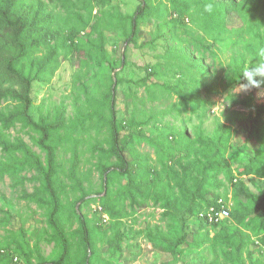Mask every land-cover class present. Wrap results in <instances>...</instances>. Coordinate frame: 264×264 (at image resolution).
<instances>
[{
    "label": "rangeland",
    "instance_id": "374dc122",
    "mask_svg": "<svg viewBox=\"0 0 264 264\" xmlns=\"http://www.w3.org/2000/svg\"><path fill=\"white\" fill-rule=\"evenodd\" d=\"M45 1L49 3L50 9L63 16L80 10L85 17L75 23L78 27L87 23L79 39L60 58L55 73L44 81H34L31 93V114L36 121L43 114H53L55 108L62 105L66 106L68 123L75 118L78 108L85 113L84 127H79L72 135L80 140L79 170L83 177L85 199L73 208L72 202L81 196L82 191L71 190L68 198L62 195L65 205L62 218L74 250L79 252L82 246L78 216L85 215L92 231L95 253L110 259L112 264H224L228 260L226 255L237 257L242 239H245L243 259L246 264L250 262V254L253 259L264 260V249L258 246L255 237L248 241L249 230L230 221L213 229L198 216L188 219V241L176 251L156 248L147 238V228L161 226L168 230L170 220L163 215V208L152 201L144 205L142 196H138L134 202L123 200L126 216L111 221L101 211L104 192L100 193V190L104 174L96 165L99 151H94L97 143L109 147L106 141L109 131L98 114L88 117L90 111L101 110L113 76L117 91L114 100L116 118L129 171L118 175L111 186L117 188L136 180H166L168 174L180 169L179 162L185 158V139L181 136L185 131L192 139L197 135L212 136L221 123H227L226 115L230 112L240 111L246 117L251 113L256 114V109L234 102V98L249 96V90H241L231 82L234 75L230 65L232 56L245 52L243 46L248 37L237 40L233 36L223 46L215 44V51L212 52L206 48L209 41L203 37L204 34L187 18L184 22H172V18L178 17L166 1L168 16L152 17L141 22L136 42L129 43L126 39L131 28L130 22L122 20L120 14H133L140 0H81L78 6L74 5L77 0ZM65 2L66 6L63 5ZM154 3L158 4V1ZM160 8L163 9V6ZM227 22L230 27L243 24L242 19L233 13L227 15ZM101 33L105 35V48L109 55L120 61L114 70L107 68L98 72L94 44ZM68 44L71 42L68 41ZM247 60L248 65L250 55ZM181 84L188 91H199V97L195 101L183 103L176 93L164 87L170 85L177 88ZM210 84L213 85L211 88ZM6 104L1 103L2 106ZM254 104L264 106V91L257 95ZM134 118L141 123L134 124ZM249 130V122L243 126H233L231 143L225 153L227 172L231 170L237 175L254 156L256 144L249 141ZM11 134L22 137L45 159V152L34 138L38 137L36 132L18 125L11 130ZM137 134L153 138L158 144L152 145L147 140L139 142L136 140ZM72 154L70 139L59 148V158L66 168L70 166ZM226 175L223 172L219 176L224 183L219 189L220 195L209 194L207 198L215 200L222 196L232 207L231 182ZM241 178L252 191L259 194L264 190L263 178L255 175ZM64 179L70 182L67 177ZM42 182L43 176L35 170L0 177V242L13 248L5 264H26V256L38 263L40 257L34 250L36 245L48 263L62 253L60 244L48 241L52 230L46 208L24 198L25 193H33ZM8 215L10 217L6 220ZM224 225L230 229L227 231ZM208 230L209 242L201 247L190 244L193 234L202 236ZM114 232L121 236L120 250L115 254L110 253L108 248V239ZM217 233L222 234L221 239L215 238ZM226 235H232L233 245L224 243L223 236ZM18 242L23 244L24 253L17 249Z\"/></svg>",
    "mask_w": 264,
    "mask_h": 264
},
{
    "label": "trees",
    "instance_id": "16d2710c",
    "mask_svg": "<svg viewBox=\"0 0 264 264\" xmlns=\"http://www.w3.org/2000/svg\"><path fill=\"white\" fill-rule=\"evenodd\" d=\"M140 1L133 14H120L122 20L130 22L131 28L127 42H136L141 22L148 21L152 17L168 16L167 1L178 17L172 18V22H184L187 18L190 24L204 34L203 37L209 41L206 48L212 52L215 51V44L223 46L227 39L233 36L237 40L248 37V41L243 46L245 52L238 56L233 54L230 64L234 72L231 82L239 88L246 83L243 70L258 60L256 56L259 50L264 49V0H231L229 2L156 0L158 4L154 3L155 0ZM80 2L81 0H77L74 5L78 6ZM66 4L67 2L63 3L64 6ZM209 5L212 8L211 12L206 10ZM161 6L163 9L160 8ZM229 13L239 16L243 24L240 27H230L227 22ZM84 17L80 10H75L69 16L56 13L49 8V3L45 0H0V177L16 176L26 170H35L43 176V182L37 190L33 193H25L24 198L46 208L48 223L52 230L48 241H56L62 246L59 257L48 263L42 258L39 246L36 245L34 250L40 257V261L34 263L30 256H26V264H99L98 262L112 264L110 259L95 253L92 231L85 215L78 216L82 245L79 252L74 250L62 218L65 209L62 195L68 198L69 191H82L81 196L72 202L73 208L85 199L83 177L79 170L80 140L72 136L79 127L82 128L85 125L84 111L78 108L75 118H72L69 123L64 105L56 107L53 114L41 115L39 121H36L31 114L33 82L44 81L55 73L60 65V58L79 39V34L86 28L87 23L81 27L76 24ZM68 41L71 44H68ZM94 47L97 52L96 60L99 63L98 72L105 71L107 68L113 70L117 68L120 61L109 55L105 48L103 33L100 34ZM248 55H250V61L247 65ZM111 79L101 110L90 111L88 114V117L98 114L109 131L106 138L109 147L105 148L102 143L94 146V151H99L96 165L104 174V182L100 190V193L104 192L101 198L102 213L107 214L111 221H118L127 214L123 200L130 199L134 202L138 196H142L144 205L152 201L153 204L163 208V215L169 218L170 227L168 230L161 226L148 227L147 238L156 248L176 251L180 245L188 241L190 233L188 219L193 216L199 217L200 212L215 205L219 198H223L220 196L210 200L207 196L220 195L219 189L224 183L219 176L226 172L231 182V197L234 201L230 217L218 224L201 220L213 229L226 221L233 222L249 230L251 233L247 234L248 241L255 237L258 246L264 249V190L259 194L252 191L241 178L246 175H255L264 179V106L254 104L257 95L264 91V85L249 89V96L245 98H234L237 104L256 109L255 115L251 113L246 117L240 111L230 112L226 115L227 123H221L212 136L197 135L192 139L185 131L181 135L185 139L183 147L185 158L179 162L180 169L173 174H168L166 180L156 182L136 180L128 185L114 188L111 186L112 181L121 173L129 171V162L121 146L122 139L114 104L117 96L116 82L113 76ZM181 85L177 88L170 85L164 87L176 93L183 103L195 101L199 97V91L196 89L188 91ZM212 86L210 84V88ZM2 102L7 104L2 106ZM247 122L250 125L248 139L255 142L256 149L246 168L235 175L231 170L229 172L225 170L227 163L225 153L231 143L233 126H243ZM139 123L141 122L134 118V124ZM18 125L38 134V137L34 138L45 152L44 160L22 137L11 134V130ZM70 139L73 154L70 166L66 168L59 158V148ZM136 140L139 142L147 140L152 145L158 144L153 138L141 134L136 135ZM123 141L126 142V140ZM64 177H67L70 182L67 183ZM9 217L10 215L6 220ZM110 223L116 225V223ZM223 228L227 231L230 229L227 225ZM221 237L222 234L215 235L216 239ZM210 240L208 230L202 236L193 234L190 244L193 247H201ZM223 241L228 246L234 243L232 235L223 236ZM244 243L245 239H242L238 245L237 257L226 255L228 260L224 264H246L243 259ZM120 245L121 236L118 232H114L108 239L110 253H117ZM16 247L24 253L23 244L18 242ZM12 252L11 246L0 242V264L7 263ZM249 260V264H264V260L253 259L251 254Z\"/></svg>",
    "mask_w": 264,
    "mask_h": 264
},
{
    "label": "clouds",
    "instance_id": "9594fccd",
    "mask_svg": "<svg viewBox=\"0 0 264 264\" xmlns=\"http://www.w3.org/2000/svg\"><path fill=\"white\" fill-rule=\"evenodd\" d=\"M206 10L211 12V5ZM256 57L259 59L246 66L242 72L246 83L241 85V90L248 91L251 88H260L261 85H264V49H260Z\"/></svg>",
    "mask_w": 264,
    "mask_h": 264
},
{
    "label": "built area",
    "instance_id": "2783aa9c",
    "mask_svg": "<svg viewBox=\"0 0 264 264\" xmlns=\"http://www.w3.org/2000/svg\"><path fill=\"white\" fill-rule=\"evenodd\" d=\"M231 207L224 198H219L215 205L199 213V218L210 224H218L230 217Z\"/></svg>",
    "mask_w": 264,
    "mask_h": 264
}]
</instances>
